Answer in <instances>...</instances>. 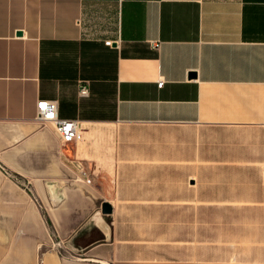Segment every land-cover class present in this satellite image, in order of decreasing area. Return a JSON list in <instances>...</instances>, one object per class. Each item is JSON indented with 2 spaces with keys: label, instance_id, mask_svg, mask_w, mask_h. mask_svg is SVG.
Returning a JSON list of instances; mask_svg holds the SVG:
<instances>
[{
  "label": "crops",
  "instance_id": "0c3cea01",
  "mask_svg": "<svg viewBox=\"0 0 264 264\" xmlns=\"http://www.w3.org/2000/svg\"><path fill=\"white\" fill-rule=\"evenodd\" d=\"M0 264H264V0H0Z\"/></svg>",
  "mask_w": 264,
  "mask_h": 264
},
{
  "label": "built area",
  "instance_id": "2783aa9c",
  "mask_svg": "<svg viewBox=\"0 0 264 264\" xmlns=\"http://www.w3.org/2000/svg\"><path fill=\"white\" fill-rule=\"evenodd\" d=\"M162 83V79L157 81L158 85ZM79 93L85 95L87 93V86L80 85ZM36 109L37 119L51 122L64 143H76L82 139V129L78 121L59 115V103L57 99H39L36 104Z\"/></svg>",
  "mask_w": 264,
  "mask_h": 264
},
{
  "label": "water",
  "instance_id": "95a60500",
  "mask_svg": "<svg viewBox=\"0 0 264 264\" xmlns=\"http://www.w3.org/2000/svg\"><path fill=\"white\" fill-rule=\"evenodd\" d=\"M19 33V32H18ZM52 183H49L48 184V186H49V188H50V197H51V200L54 202V203H56L57 201H58V199H59V197L56 195V193L53 191V189H52ZM100 212L102 213V214H108V213H110L111 212V206H110V204L108 203V202H102L101 203V206H100ZM94 219H96L97 220V217H93ZM102 223L103 224H99V223H97L98 224V226H100L101 227V229L104 231V233H105V236H106V239H108L109 238V227L107 226V224L105 223V221H102Z\"/></svg>",
  "mask_w": 264,
  "mask_h": 264
}]
</instances>
